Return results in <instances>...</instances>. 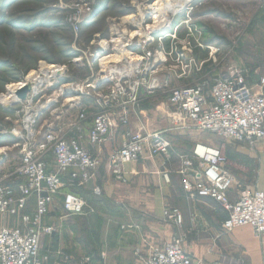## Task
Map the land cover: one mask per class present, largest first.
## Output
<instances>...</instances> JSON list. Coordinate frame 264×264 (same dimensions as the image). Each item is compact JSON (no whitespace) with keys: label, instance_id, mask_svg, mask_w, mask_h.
Returning a JSON list of instances; mask_svg holds the SVG:
<instances>
[{"label":"rangeland","instance_id":"374dc122","mask_svg":"<svg viewBox=\"0 0 264 264\" xmlns=\"http://www.w3.org/2000/svg\"><path fill=\"white\" fill-rule=\"evenodd\" d=\"M153 1L0 0V95L7 92V85L20 82L31 70H37L40 61L59 64L62 70L37 92L27 91L24 99L6 104L0 100V147H7L6 151H1V158H5V164L0 170L1 181L12 171L13 163L20 161L18 159L28 132L37 134L35 140H32L35 146L41 141L48 124L75 132L69 121L76 117L77 112L83 109L88 115L93 109L95 113L99 96L105 95L113 82L108 77L110 73L113 76L124 70L132 71L131 68L138 65L141 69L138 79L143 82L139 107L149 110V125H157L160 129L170 126L169 116L173 108L168 105V97L174 87L204 83L206 88H210L216 80L226 75L230 68H237L249 70L248 86L254 91L260 89L259 75L254 73V70L259 68V74L264 72V0H191L186 7L171 16L168 24L150 30L148 26L153 21L152 15L144 7ZM130 16L131 19H127ZM101 40L107 45H101ZM186 42H190L191 51H183ZM124 44L127 45L123 47ZM208 46L217 50L211 56ZM108 55H111L109 61L112 56L114 59L106 65V60L102 58ZM135 55L145 59L137 63L129 60ZM181 55L185 61L193 60L191 70L185 74H182L180 66H177V58H182ZM202 61L201 68H197ZM251 83L257 87L252 88ZM150 84H154V89L147 88ZM29 110L34 114V121L27 124L25 117L26 111ZM133 114L132 111L129 123ZM85 125L84 120L81 135L86 132ZM14 129L20 133H15ZM130 130L146 134L131 127ZM192 131L209 138L208 143L220 148L227 162L232 159V155L223 151L221 145H226L225 149H228V146H233L235 142L226 143L224 139L209 131ZM187 140L190 143V139ZM193 143L194 141L191 142ZM93 147L101 149V144L92 143V151ZM47 154L49 152L41 158ZM36 156H39V153H36ZM237 190L234 188L232 192ZM229 194L231 197V191ZM195 198L209 199V210L217 219L221 218L217 234L210 239L215 237L214 240L217 241L223 237L230 238L232 241L225 239L227 248H194L197 255L190 252L192 248L184 247L188 233L182 229L183 216L180 210L166 206L163 210L164 217L174 227L181 228L180 231L160 248H136V264L142 263L152 252L166 248L169 244L175 245L176 242L199 260L200 264H209L208 261L210 264H216L223 256L245 264H264V233L255 235L250 226L224 232L222 221L226 212L220 204L210 197L194 196L193 199ZM33 208L32 198L26 211ZM177 213L181 216V227L176 226L172 217ZM62 216H66L64 212ZM17 220L14 216H0V226L17 227L20 225ZM45 235L41 238L42 255L47 256L43 264H46L48 259L45 253L47 247L42 242ZM53 254L66 258L67 261L71 259L62 256L57 250ZM93 254L87 252L82 259L86 262L83 264H92ZM207 256L215 258L209 260Z\"/></svg>","mask_w":264,"mask_h":264},{"label":"built area","instance_id":"2783aa9c","mask_svg":"<svg viewBox=\"0 0 264 264\" xmlns=\"http://www.w3.org/2000/svg\"><path fill=\"white\" fill-rule=\"evenodd\" d=\"M175 35L174 32L173 36ZM100 43L107 45L102 40ZM197 45L201 46L200 43ZM208 48L210 56L217 51L211 46ZM185 50L191 51L190 42L184 44L183 51ZM181 57L177 58V66H180L182 74H185L191 70L193 60L185 61L182 55ZM143 59L145 58L140 56V60L134 63ZM196 64L194 62L195 67ZM202 64L203 61L197 68H201ZM131 70L118 72L113 75L115 77L112 73L108 74L113 82L108 92L99 96L88 132L90 145H102L112 139L117 129L115 127L126 128L121 145L113 149L105 160L110 174L121 182L127 180L123 170L125 163L155 156L169 160L173 150L163 130L146 134L130 130L129 117L139 103L143 85L142 80L138 79L141 75L138 65ZM249 72L230 68L227 74L216 80L210 88H206L204 83L172 88L168 97V105L173 108L170 116L172 126L183 131H209L225 141H247L254 144L263 140L264 72L259 74V68L254 70V73L259 75L258 91L248 86ZM153 87L154 84H150L147 88L154 89ZM26 114V123H32L34 114L30 110L26 111ZM86 117V111L82 109L69 121L75 132L48 124L41 141L35 146L32 143L37 134L28 132L18 159L20 161L14 164L4 181L0 178V216H14L20 222L19 226L13 228L0 226V264L44 263L47 256L42 255L41 238L45 234H53L55 226L43 224V218L48 214L55 196L62 194L61 209L66 216L87 213V203L83 197L70 191L62 193L67 183L72 186L87 182L104 162L90 147L83 144L80 131ZM14 130L15 133H20ZM47 152L55 160V171H46L40 161L41 156ZM36 153H39V156H36ZM69 169L75 171L69 173L67 178L63 177ZM178 172L182 176L184 191L189 197H210L220 204L226 212L222 221L224 232L250 226L255 235L264 233V191L256 187H240L228 171L227 159L220 148L205 142L195 143L190 155L182 158ZM234 188L238 190L231 199L229 192L232 193ZM95 191L99 192L98 188H95ZM32 198L34 208L26 211ZM258 203L262 204V207L254 211L253 206ZM172 217L176 226L181 227V216L177 213ZM47 252L45 250L46 254ZM140 264H200V261L176 242L175 245L169 244L166 248L152 252V255ZM216 264L244 262L223 256Z\"/></svg>","mask_w":264,"mask_h":264},{"label":"crops","instance_id":"0c3cea01","mask_svg":"<svg viewBox=\"0 0 264 264\" xmlns=\"http://www.w3.org/2000/svg\"><path fill=\"white\" fill-rule=\"evenodd\" d=\"M251 86L254 89L257 87L253 83ZM148 111L139 107L138 103L128 126L143 133H149L152 129L165 131L173 148L170 159L164 160L162 156H155L127 162L123 165L127 180L121 182L110 174L105 160L114 148L121 145L126 128L117 127L112 139L102 144L101 149L93 147L94 153L104 160L102 166L84 184L71 186L67 183L62 190V193L72 191L82 196L87 203V213L83 216H62L60 194L55 196L48 215L43 219L44 224H52L56 230L53 235H45L42 239L48 251L46 264H83L86 263L82 259L87 252L94 253L91 256L92 264H136V248H160L180 231L181 228L174 227L164 217L163 210L166 206L180 210L183 216L182 229L188 233L184 247L192 248L190 252L197 255L194 248H227L225 239L228 241L230 238L223 237L217 241L214 240L215 237L210 239L217 234L221 218L217 219L209 210V199L188 198L182 177L178 173L182 158L190 155L193 145L198 141L210 144L209 138L193 131L174 128L171 115L168 128L160 129L157 125L151 127ZM93 113L94 110H90L85 120L86 132L82 135V141L86 147H90L87 137ZM235 143L228 146V149H225L226 145H221L223 151L232 155V159L227 162L228 171L240 187H258L264 191V140L254 144L247 141ZM2 148H5L4 151L7 149L4 146L0 147ZM3 152H0V170L5 164V158H1ZM40 161L46 171L56 170L55 160L50 153ZM74 171L67 170L63 177L67 178ZM234 194L232 192L231 197ZM56 250L62 256L71 258L70 263L66 258L53 254ZM206 258L213 260L215 257Z\"/></svg>","mask_w":264,"mask_h":264},{"label":"bare ground","instance_id":"6f19581e","mask_svg":"<svg viewBox=\"0 0 264 264\" xmlns=\"http://www.w3.org/2000/svg\"><path fill=\"white\" fill-rule=\"evenodd\" d=\"M190 2L191 0H154L151 4L145 5V10L152 15L153 20L148 28L152 30L157 26H164L165 24H168L171 16L186 7ZM140 16H143V12H141ZM131 17L132 16L127 19H131ZM110 57L111 55L102 58V60H106L105 64L114 59L112 56L111 61H109L110 59L108 58ZM129 60H140V56H132ZM61 72L62 70L59 64H50V62L47 63L46 61H40L38 69L31 70L24 80L7 85V92L0 95V100L5 104L13 101L16 102V100L21 99L20 96L25 90L37 92L41 86L49 82L50 78L57 77V75ZM4 150L5 148H2L0 149V152ZM261 207L262 204L258 203L257 206H253V210L256 211L257 208Z\"/></svg>","mask_w":264,"mask_h":264},{"label":"water","instance_id":"95a60500","mask_svg":"<svg viewBox=\"0 0 264 264\" xmlns=\"http://www.w3.org/2000/svg\"><path fill=\"white\" fill-rule=\"evenodd\" d=\"M26 92H27V90H25L24 93L20 96L21 99H24V97H25V93H26ZM21 99H20V100H21ZM14 103H15V102H14Z\"/></svg>","mask_w":264,"mask_h":264},{"label":"trees","instance_id":"16d2710c","mask_svg":"<svg viewBox=\"0 0 264 264\" xmlns=\"http://www.w3.org/2000/svg\"><path fill=\"white\" fill-rule=\"evenodd\" d=\"M50 63H52V62H50Z\"/></svg>","mask_w":264,"mask_h":264}]
</instances>
